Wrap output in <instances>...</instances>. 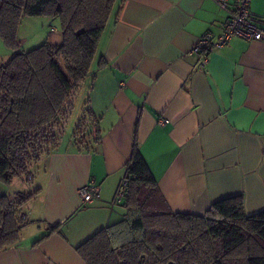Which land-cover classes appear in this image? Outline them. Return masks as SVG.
<instances>
[{"label":"crops","instance_id":"0c3cea01","mask_svg":"<svg viewBox=\"0 0 264 264\" xmlns=\"http://www.w3.org/2000/svg\"><path fill=\"white\" fill-rule=\"evenodd\" d=\"M116 7L98 46L106 63L91 76L97 107L107 97L95 116L100 139L90 152L57 145L33 169L30 225L18 246L0 252V264H84L75 248L120 217L113 199L134 143L172 212L202 215L235 196L247 215L264 210V39L233 38L202 69L191 49L206 33L221 34L227 15L213 0H117ZM249 8L264 30V0ZM89 183L99 197L82 209L78 190ZM56 224L58 233L32 246Z\"/></svg>","mask_w":264,"mask_h":264},{"label":"trees","instance_id":"16d2710c","mask_svg":"<svg viewBox=\"0 0 264 264\" xmlns=\"http://www.w3.org/2000/svg\"><path fill=\"white\" fill-rule=\"evenodd\" d=\"M116 5L117 0H0V40L15 50L0 63L2 185L22 175L27 179L57 147L56 131L70 114L72 96L95 75L94 67L106 63L98 46L117 16ZM24 17L58 18L61 44L45 42L17 51ZM90 117L94 121L92 113ZM77 133L73 143L78 152L92 151L100 139L93 132ZM125 178L118 220L75 248L84 264H264V210L247 215L242 197L235 196L211 203L202 215L172 212L137 143ZM37 194H0V252L18 246L26 206ZM60 229L59 224L48 225L32 246Z\"/></svg>","mask_w":264,"mask_h":264},{"label":"rangeland","instance_id":"374dc122","mask_svg":"<svg viewBox=\"0 0 264 264\" xmlns=\"http://www.w3.org/2000/svg\"><path fill=\"white\" fill-rule=\"evenodd\" d=\"M17 36L19 41L17 51H30L45 42L51 45H59L62 42L61 24L58 18L24 17L19 26ZM13 53H15V50L7 49L0 40V63L7 61ZM94 72L97 75L96 77H98L99 73L96 72V70H94ZM96 100L97 82L96 79L89 76L72 96L70 114L65 123L56 131L60 150H71L75 148L73 139L74 135L77 133V128H79V133H77L78 136H86L91 132L95 134V127L92 126L95 123V119L93 121L90 114L92 113L94 118L95 116L98 117L103 108L104 100L107 102V97L106 99L102 98L101 104L98 107L96 105ZM80 123L83 125L81 126ZM31 172L34 177L32 181L31 175H29L27 179L25 175H22L13 178L10 186L0 183V194L13 197L17 192L29 193L35 190L38 175L35 170ZM116 207L113 218H117L119 214L117 210H120V208L118 206ZM26 212L28 213V221H26L24 228L30 225L29 210L26 209Z\"/></svg>","mask_w":264,"mask_h":264},{"label":"built area","instance_id":"2783aa9c","mask_svg":"<svg viewBox=\"0 0 264 264\" xmlns=\"http://www.w3.org/2000/svg\"><path fill=\"white\" fill-rule=\"evenodd\" d=\"M222 10L226 12L221 34L215 36L206 33L192 47L191 53L199 57V66L204 68L209 63L208 55L215 48L225 46L233 38L245 41L264 39V30H261L253 22L250 13L251 0H213ZM167 123L162 120V124ZM127 178L120 181L113 199V204H121L127 188ZM99 187L93 183L85 184L78 190V198L82 209H86L99 197Z\"/></svg>","mask_w":264,"mask_h":264}]
</instances>
